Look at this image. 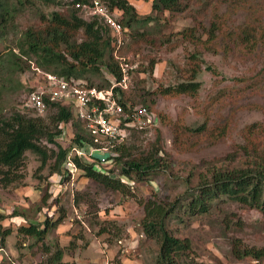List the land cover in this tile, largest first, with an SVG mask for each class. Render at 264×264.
Instances as JSON below:
<instances>
[{"label":"rangeland","instance_id":"1","mask_svg":"<svg viewBox=\"0 0 264 264\" xmlns=\"http://www.w3.org/2000/svg\"><path fill=\"white\" fill-rule=\"evenodd\" d=\"M71 1L46 6L41 0H9L18 9L6 37L0 40V52L5 55L13 49L20 54L18 43L25 30L42 24L44 15L53 10L67 9ZM129 2L139 15L155 17L147 26L141 23L132 35L129 32L125 44L114 47V54L130 69L127 96L138 103L146 98L160 114L156 127L139 133L135 142L143 151L156 142L161 144L160 172L152 183L131 182L132 193L124 196L77 173L63 180L57 173L52 175L51 164L39 169L41 161L28 151L22 181L0 187V211L8 215L19 212L4 221L14 232L0 251V264H49L58 249L64 251L61 264H116L118 260L157 264L160 244L142 230V202L179 203L209 179L211 170L249 166L255 152L264 148V44L259 41L246 47L239 39L245 27L264 28V0H180L179 11L160 13L153 12V0ZM79 7L83 18H94ZM213 25L214 38L209 33ZM78 36H83L82 30ZM22 57L29 66L10 75L3 73L12 78L1 82L6 86L0 99L3 115L29 107L25 102L30 93L25 88L30 84L39 87L45 81V71ZM209 65L213 68H207ZM196 68L201 87L195 94L158 93L159 86L186 79ZM147 91L155 93L144 94ZM70 134L67 126V134L59 140L68 142ZM61 216L62 222L50 227L42 241L33 237L18 241L22 238L17 237L20 224L30 220L43 224L47 217L55 222ZM180 216L183 221L171 218L169 228L177 237L191 240V252L186 253L190 256L187 260L183 256V262L264 264V260L237 258L232 251L235 243L264 247L261 211L224 198L209 215ZM103 227L106 231L101 232Z\"/></svg>","mask_w":264,"mask_h":264},{"label":"trees","instance_id":"2","mask_svg":"<svg viewBox=\"0 0 264 264\" xmlns=\"http://www.w3.org/2000/svg\"><path fill=\"white\" fill-rule=\"evenodd\" d=\"M90 1L92 0H72L67 9H55L49 15H44L42 24L29 26L18 43L20 54L13 49L5 55L0 52V99L6 87L1 82L12 79L10 76L9 78L4 76L3 73L10 75L29 66L26 59L22 60V56L35 61L36 65L45 72L82 79L87 84L97 85L99 88H108L114 81L123 78L120 60L114 54L116 47L114 41L118 34L100 17L95 16L92 20H86L80 12L81 8L77 7V4L84 5ZM100 1L105 3L109 10L121 13L120 22L128 28L127 36L129 32L131 35L137 32V27H142V24L149 25L155 17L152 14L139 15L136 6L129 0ZM41 3L46 6L61 4L60 0H41ZM17 9L18 7L10 5L9 0H0V40L6 37ZM152 9L154 13L179 11L181 2L153 0ZM215 28L213 25L209 31L212 38ZM257 29L264 30L261 26L245 27L239 34L241 44L246 47H254L259 41L264 44V31L258 32ZM81 30L82 37L78 36ZM151 65L154 68L155 62ZM207 68L213 67L209 65ZM129 71L130 69L127 68L128 74ZM197 74L196 68L186 79L169 86H159L158 93L164 96L195 94L201 87V82L196 78ZM97 80H100L98 84H96ZM27 86L25 90L30 93L34 87L31 84ZM129 88L130 85L124 89L121 87L115 89L119 101L125 107L149 106V109L156 113L159 122L160 114L152 105L147 104L146 98L144 103H138L127 96ZM151 93L155 92L147 91L144 94ZM50 106L53 107L51 112L44 114L32 107H26L24 111L14 108L10 115L0 113V187H9L22 181L25 175L22 169L28 151L41 161L39 169L51 164L52 175L57 173L63 180H69L72 173L66 161L70 146L94 143L93 135L85 121L76 118L70 106L62 105L60 101L52 102ZM67 126L71 128L69 141L59 140V137L67 134ZM251 127L253 130L255 124ZM200 128L203 129V126ZM147 129L149 128L129 127V135L123 141L115 140L113 154L108 155L105 161L101 160L98 154L96 157L75 156L73 160L78 168L77 175L86 176L105 189L121 192L124 196L132 193L131 187L135 182L143 180L151 182L162 167L160 153L163 148L160 143L157 144L158 142L154 143L149 151L137 147L135 142L139 137L138 134ZM158 135H161L159 130ZM49 144H54L55 148ZM254 150L256 151V148ZM255 154L249 166L211 170L209 179L204 180L195 191H189L187 197L179 200V203L167 206L157 200L142 202L145 211L141 221L142 230L149 238L155 239L160 244L157 264H210L194 259L189 260L188 263L183 262V256H186L185 260L190 256L186 253L191 252V240L177 237L169 228L171 218L177 217L183 221L181 213L189 219L199 215H209L218 207L219 200L224 198L264 213V148L259 153L256 151ZM18 214L17 211L9 215L0 211V251L5 248L8 237L14 232L13 227L4 225V221ZM63 218L64 216H61L53 222L47 217L43 224L35 220L28 221L29 224L28 222L20 224L17 228V237L22 236V238L18 237L20 239L18 241H25L28 237L42 241L50 227L61 223ZM104 231L106 228L103 227L101 232ZM232 251L237 258L250 257L258 261L264 260V247H242L235 243ZM63 256L64 251L58 249L48 262L61 264ZM116 264L124 263L118 260Z\"/></svg>","mask_w":264,"mask_h":264},{"label":"built area","instance_id":"3","mask_svg":"<svg viewBox=\"0 0 264 264\" xmlns=\"http://www.w3.org/2000/svg\"><path fill=\"white\" fill-rule=\"evenodd\" d=\"M77 6L83 7L93 16L105 17L106 22L118 34L114 46L120 48L124 44L123 28L112 16L108 6L100 0H92ZM116 57L120 59L117 55ZM120 65L123 78L114 81L108 88L89 85L82 79L45 72V81L39 87H35L26 99L25 104L35 108L41 114L51 107L52 102L60 101L62 105H68L73 109L76 118L85 121L93 135L94 143L70 146L66 164L72 173V178L78 172L73 160L75 156L96 157L98 154L101 160L105 161L108 155L113 154L115 140L123 141L129 135V127L152 128L158 121L156 113L152 112L149 106L128 105L125 107L116 97L115 89L127 88L129 81L124 62L121 61ZM13 264L22 263L14 261Z\"/></svg>","mask_w":264,"mask_h":264},{"label":"clouds","instance_id":"4","mask_svg":"<svg viewBox=\"0 0 264 264\" xmlns=\"http://www.w3.org/2000/svg\"><path fill=\"white\" fill-rule=\"evenodd\" d=\"M105 4V3H104ZM106 5V4H105ZM110 12H111V14H112V16L121 24V26H122V28H123V35L125 36V39L127 38V34H126V32H128V28L127 27H124L123 26V24L120 22V17H118L117 16V12L116 11H113V10H111L110 9ZM95 17V16H94ZM96 17H100V16H96ZM101 19H102V21H104V23H106V24H108L107 22H106V20H105V17H100ZM109 27H111L110 25H109ZM124 39V40H125ZM124 44H125V42H124ZM3 250H5V248L3 249ZM11 264H13V262L11 261ZM23 264V263H22Z\"/></svg>","mask_w":264,"mask_h":264}]
</instances>
